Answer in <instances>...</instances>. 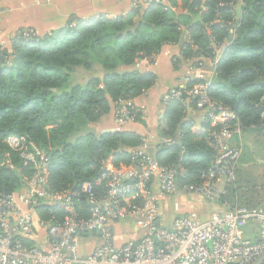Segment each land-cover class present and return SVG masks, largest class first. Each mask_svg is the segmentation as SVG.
<instances>
[{"label":"trees","instance_id":"obj_1","mask_svg":"<svg viewBox=\"0 0 264 264\" xmlns=\"http://www.w3.org/2000/svg\"><path fill=\"white\" fill-rule=\"evenodd\" d=\"M178 1L181 5L151 2L133 7L130 14L115 19L73 17L60 30L44 36L23 38L19 30L10 47L0 46V194L20 191L24 177L31 173L19 154L5 145L7 136L25 137L47 155L51 192L74 191L84 183L101 192L103 181L97 183L108 173L107 161L114 168L130 166L142 139L124 131L97 133L92 126L119 103L131 102L155 85L154 73L131 66L141 60L152 62L164 46L179 44L184 29L187 37L175 66L182 59L196 61L198 67L201 60L214 61L221 53L209 78L210 102L234 114L231 123L239 126L240 133L231 140L261 131L264 0ZM197 15L200 21H194ZM95 68L101 70V77L83 85L70 81L77 69ZM195 101H187L186 95L167 98L158 125V163L182 165L185 176L180 182L189 184L200 182V173L210 169L214 159L210 135L217 130L205 121L203 132L193 131L187 111L196 110ZM140 118L137 111L135 121ZM240 150L234 181L225 184L219 203L228 210L264 208V179L258 183L243 168L248 160ZM6 158L12 170L2 165ZM246 176L251 177L249 182ZM81 205L85 206L84 200ZM49 211L55 209L40 207L39 216L48 220Z\"/></svg>","mask_w":264,"mask_h":264},{"label":"built area","instance_id":"obj_2","mask_svg":"<svg viewBox=\"0 0 264 264\" xmlns=\"http://www.w3.org/2000/svg\"><path fill=\"white\" fill-rule=\"evenodd\" d=\"M151 2L163 0H137L133 6ZM21 35L38 36L33 29H23ZM209 87L208 78L200 79L189 90L167 96L195 98L196 111L204 112V121L217 127L209 143L214 159L198 183H181L182 165L162 166L142 146L133 153L130 166L106 170L97 183L103 181L101 192L90 183L74 191L51 192L47 155L25 137L7 136L5 145L19 154L31 173L20 191L0 194V264H254L264 255V208L234 207L206 220L161 213V199L177 193L218 203L225 193L218 184L234 181L241 150L230 141L240 129L231 123L233 113L210 102ZM136 113L132 102H121L114 114L118 122H125L135 121ZM2 165L13 169L8 158ZM40 207L55 211H49L45 220L39 216ZM250 222L258 226L256 242L244 237ZM121 223L134 230L118 244ZM88 243L90 251L83 247Z\"/></svg>","mask_w":264,"mask_h":264},{"label":"crops","instance_id":"obj_3","mask_svg":"<svg viewBox=\"0 0 264 264\" xmlns=\"http://www.w3.org/2000/svg\"><path fill=\"white\" fill-rule=\"evenodd\" d=\"M134 1L137 0H0V46L8 48L15 39L17 31L23 29H33L39 36L54 33L64 27L67 20L73 17L80 19L125 17L132 12ZM163 3L181 5L178 0H163ZM140 7H145V5ZM173 10L177 13L181 12V9L176 7ZM186 37L187 30L184 29L179 44L164 46L153 62L141 60L131 66V69L152 72L156 75L155 85L131 101L132 105L139 110L141 121L118 122L115 119L114 109L92 126L95 132L124 131L136 134L142 139L144 149L151 156L157 157L158 146L161 142L158 125L163 116V101L171 91L185 88L191 81L211 78L215 72V65L221 58V53H219L214 61L203 59L198 67L194 65L196 61L180 59L181 62L175 66L174 63L180 57V49ZM93 71L97 72L94 77H101L102 72L99 68ZM187 117L194 123L193 131L203 132L204 112L188 109ZM243 136L236 141L231 140L230 145L239 147L242 152L245 145L250 149L251 158L244 162V165L242 163V166L251 172V176L260 183V180L264 179V126L260 132L248 133L246 144L243 142ZM105 169L108 171L114 169L111 160L106 162ZM218 187L225 190L224 181H221ZM205 201L197 195L177 193L171 198L161 199V213L168 218L188 215L198 220H206L214 214L227 211L226 205L219 202H208L210 204L202 206ZM258 233L257 224L248 223L244 229L245 240L256 242ZM119 237L122 238V235ZM126 240L128 239L117 240V243L122 244ZM83 247L90 251L92 244L88 243Z\"/></svg>","mask_w":264,"mask_h":264},{"label":"rangeland","instance_id":"obj_4","mask_svg":"<svg viewBox=\"0 0 264 264\" xmlns=\"http://www.w3.org/2000/svg\"><path fill=\"white\" fill-rule=\"evenodd\" d=\"M10 47V46H9ZM81 74V77L80 79H76L78 78V75ZM94 75H97V72L95 71H87V70H84V69H77L76 72H74L73 74H71L70 76V81L71 82H76V83H79L81 85L85 84L90 78L94 77ZM135 109L139 112V110L135 107ZM246 136V137H245ZM246 138H248V134L244 135L243 136V142L246 144ZM243 153H244V158L246 157L247 160H250L251 158V151L250 149L245 145L244 149H243ZM251 176V175H250ZM250 176H246L247 178V181L249 182V179L251 178ZM194 201H196L194 199ZM211 203V202H210ZM208 201H205L204 203H202V206H207L208 204ZM195 204V203H194ZM160 207H161V203H160ZM132 230H134V227L132 225H126L125 223H121L117 230H116V235H121L122 234V238L120 237H117L118 240H121V239H129L130 238V233L132 232Z\"/></svg>","mask_w":264,"mask_h":264},{"label":"water","instance_id":"obj_5","mask_svg":"<svg viewBox=\"0 0 264 264\" xmlns=\"http://www.w3.org/2000/svg\"><path fill=\"white\" fill-rule=\"evenodd\" d=\"M200 15H197L195 18H194V21H200ZM260 82H263L264 80L261 78L259 80ZM264 261V255L261 256L254 264H261L262 262Z\"/></svg>","mask_w":264,"mask_h":264}]
</instances>
